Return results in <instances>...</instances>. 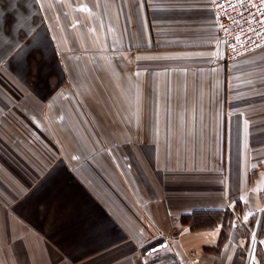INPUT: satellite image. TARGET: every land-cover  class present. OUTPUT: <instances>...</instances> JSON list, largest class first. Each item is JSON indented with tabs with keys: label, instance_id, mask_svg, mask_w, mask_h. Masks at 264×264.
Returning <instances> with one entry per match:
<instances>
[{
	"label": "crops",
	"instance_id": "1",
	"mask_svg": "<svg viewBox=\"0 0 264 264\" xmlns=\"http://www.w3.org/2000/svg\"><path fill=\"white\" fill-rule=\"evenodd\" d=\"M213 1L0 0V122L54 154L0 264H264V43L229 58Z\"/></svg>",
	"mask_w": 264,
	"mask_h": 264
},
{
	"label": "rangeland",
	"instance_id": "2",
	"mask_svg": "<svg viewBox=\"0 0 264 264\" xmlns=\"http://www.w3.org/2000/svg\"><path fill=\"white\" fill-rule=\"evenodd\" d=\"M5 97L6 94L0 90V113L1 107L6 106ZM5 125L0 122V208L10 207L24 184L33 180L43 166H46L45 161L54 155L53 152L39 154L34 143L27 142V138H10L7 135L9 129Z\"/></svg>",
	"mask_w": 264,
	"mask_h": 264
},
{
	"label": "built area",
	"instance_id": "3",
	"mask_svg": "<svg viewBox=\"0 0 264 264\" xmlns=\"http://www.w3.org/2000/svg\"><path fill=\"white\" fill-rule=\"evenodd\" d=\"M213 2L216 28L229 58L264 43V0Z\"/></svg>",
	"mask_w": 264,
	"mask_h": 264
},
{
	"label": "trees",
	"instance_id": "4",
	"mask_svg": "<svg viewBox=\"0 0 264 264\" xmlns=\"http://www.w3.org/2000/svg\"><path fill=\"white\" fill-rule=\"evenodd\" d=\"M262 196H263L262 198H264V191L262 192ZM242 206H243V204H241L240 201H237V203L235 204L234 208L237 209V212L241 213V210L243 209ZM227 212H229L230 213V216H232L233 212H230V210H228V209L224 210L222 213H224L225 215H227L228 214ZM253 220H254V215H250L247 218L246 224H243L242 222L235 223V224H236V226H239L238 228H239V230H241V233L243 235H245L246 237H248V234H249V231H250L249 228L252 226L251 224L253 223ZM261 224H262V227H261L260 236H264V218H263V222ZM229 225H230V223H229ZM229 225L228 224L225 225V228L226 229L227 228L229 229ZM246 225H247V227H246ZM224 232H226V231H223V232L220 233V238H218L219 239V241H218L219 244L224 240L223 238H225V236H226V234ZM259 249H260V247L258 246L257 249H256V251H257V255L259 257V260L262 263L261 258H260V254H258V250Z\"/></svg>",
	"mask_w": 264,
	"mask_h": 264
}]
</instances>
